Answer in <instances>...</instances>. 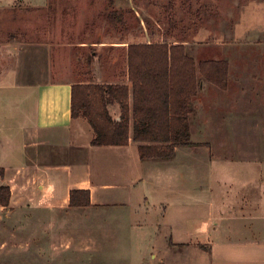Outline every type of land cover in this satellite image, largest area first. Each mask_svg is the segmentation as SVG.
Wrapping results in <instances>:
<instances>
[{
    "label": "rangeland",
    "instance_id": "1",
    "mask_svg": "<svg viewBox=\"0 0 264 264\" xmlns=\"http://www.w3.org/2000/svg\"><path fill=\"white\" fill-rule=\"evenodd\" d=\"M250 1L264 3V0H0V46L9 42L25 47L23 44L36 41V58H24L23 52L29 48L9 51L11 72L0 80V129L14 136L11 150H18L22 142L21 117L29 110L33 88L37 96L43 85L70 79L65 76L70 69L77 81L90 80L95 69L104 74L102 81H114L113 67L117 68L116 73H121L126 63L124 52L114 47L117 42H186L188 53L196 59L210 50L216 51L230 62L235 74L232 83L243 70L248 73L246 83L255 86L247 92L252 103L238 107L239 119L245 123H236L239 119L226 113L235 110L237 104L214 118L213 130L207 134L212 153L195 146L198 144L179 146L175 158L160 160L141 159L137 145L74 152L67 141L69 134L63 135L66 140L60 137L36 150L37 154L48 151L42 157L51 164L70 165L54 170L57 180L69 181V175L73 180L83 176L86 170H80L86 165L80 166L79 161L87 157L91 179L110 187L99 199L110 203L65 210L39 208L35 203L15 208L7 221L11 232L16 233L15 242L8 245L13 250L12 264H36V213L60 211L122 214L128 219L97 222L103 226L87 237L88 248L87 244L75 242L64 252L69 261L61 263L54 257L52 264H225L224 221L220 217L226 213L228 190L229 194L240 193V146L250 139L249 134L264 135V10L259 15L250 13L246 23H241L247 15L244 5ZM111 11L122 13L125 23L112 24L108 18ZM81 43L87 46H79ZM93 51L99 58L96 63L88 61ZM33 70L35 76L28 73ZM197 106L195 102L193 107ZM190 122L191 140L198 143L201 139L195 133L198 116ZM54 190L55 195L61 194V188ZM212 217L214 223L221 225L211 235L192 232L191 222L197 219L203 223ZM55 234L57 231L49 233ZM172 236L184 243H174ZM81 247L84 249L79 250Z\"/></svg>",
    "mask_w": 264,
    "mask_h": 264
},
{
    "label": "crops",
    "instance_id": "2",
    "mask_svg": "<svg viewBox=\"0 0 264 264\" xmlns=\"http://www.w3.org/2000/svg\"><path fill=\"white\" fill-rule=\"evenodd\" d=\"M244 6L247 15L246 18L242 19L241 23H244L243 21L246 23L247 16H250V13L256 12L259 15L264 10V3L261 5L255 1H250ZM146 42L150 43L152 41ZM182 43L186 45V42ZM129 44V42L125 41L114 43L115 48L124 52L126 62L121 73H116L117 68L113 67L114 81H102V75L104 74L99 69H95L92 72L90 80L77 81L76 74L70 69V72L65 74V76L71 77L70 79L64 78L65 80L43 85L38 88L37 96L36 88H33L34 94L28 101L27 106L29 110H26L21 117V133L19 134L22 136V142L18 144V150L9 149L13 147L14 136L9 133H3V130L0 129V167L5 169V176L3 178L0 177V186L8 185L12 190L10 205L8 207L0 205V264H12L10 260L13 250L8 245L10 242H15L16 233L15 231L11 232L7 221L13 216L15 208H23L27 203H35L39 208L45 206L42 208L65 210L70 208V192L72 189H89L91 191V206L110 203L100 200L106 189L110 187L108 184H102L98 181L94 182L91 179L88 171L90 167L87 166L89 161L87 157L79 161V163H82L80 166L85 167L86 165V168H81L80 170H86V174L76 177L78 179L75 180H73L71 175L68 177L69 181L65 178L57 180V177L53 174L54 170L61 169V166L68 168L70 165L51 164L50 161L42 157L49 154L48 151L37 154L36 150H41L40 148L52 141H56L60 137H64V140H66L63 135L67 134H69L67 139L69 147L70 149L74 148V152L85 151L88 153L93 150L91 148H103L102 146L92 145L91 141L94 133L88 120L84 117H72V85L76 82L116 83L128 81L127 48ZM23 45L26 46H17L15 43L7 42L0 46V80L4 79L5 74L9 71L11 72L10 68H8L11 61L9 51L18 49L24 51L29 48L28 52H23L25 54L24 58H36V41ZM96 45L97 43H92V46ZM79 46L85 47L87 44L81 43ZM93 53L95 54L93 61L96 63L99 58L95 51ZM209 59L228 60L212 50L197 60ZM73 60V54L71 53L69 62L72 64ZM28 73L33 76L36 75L34 70L28 71ZM246 75L248 76V73L241 70L240 75H237L235 82L232 83V76H235V74L232 73L230 65L229 84L226 89L206 81L202 82L198 95L193 99V106L195 102H198V106L193 107V111L190 114L191 121L195 115L199 118V127L195 133L200 135L199 138L201 139L196 143L198 145L195 146L205 147L206 152L212 153L211 143L207 138V134L213 130L214 118L221 114L222 111L226 112V109L230 110L237 104L236 111H227L226 113L239 119L241 114L238 111V107L242 108L252 103L247 92L250 89L253 90L255 86L252 84L249 86L250 83H246ZM116 79L119 81H116ZM236 123H245V121L239 119ZM244 136L248 135L243 134ZM249 137L250 139L247 138V142H243L240 146L242 149L240 193L233 195L232 193L229 194L230 191L228 190V196L225 198L226 213L220 217L224 221L225 238L222 242L225 249V264H264V135L257 132L249 134ZM133 145H137V143L133 141L131 132L129 144L120 147L126 148ZM176 155L177 151H175L173 158ZM225 157L232 156L226 155ZM55 188H61L60 195H55ZM108 219L123 220L128 218L122 214L106 215L100 213H72L68 211L36 213V264H41L40 262L44 261H47L45 264H52L54 257H56L57 261L59 259L61 263L66 262L68 258L64 252L69 250L75 242L87 244L85 248H88L89 240H87V237L95 235L94 233L98 232L96 228L103 226V224L97 222ZM196 221L198 223H195ZM220 225L221 223H214V217L203 223H199L195 219L194 223L191 222V230H194L192 232L203 231L204 234L211 235L213 233L212 230L216 231ZM74 228L75 230H73ZM54 231H57L55 236L49 235V233ZM171 240L174 243H184V241H175L173 236ZM185 242L187 243L188 241ZM213 243L215 244V242ZM82 249L84 248L81 247L79 250Z\"/></svg>",
    "mask_w": 264,
    "mask_h": 264
},
{
    "label": "trees",
    "instance_id": "3",
    "mask_svg": "<svg viewBox=\"0 0 264 264\" xmlns=\"http://www.w3.org/2000/svg\"><path fill=\"white\" fill-rule=\"evenodd\" d=\"M112 24H124L122 13L108 14ZM95 54L89 55L93 62ZM128 81L76 82L72 85L73 118L84 117L93 129L94 146L137 143L143 160L171 159L179 146L193 141L190 114L202 82L222 89L229 84L228 60L198 61L183 43L136 42L127 48ZM5 169L0 167V177ZM12 190L0 186V205L8 207ZM70 207L91 206L89 189H72Z\"/></svg>",
    "mask_w": 264,
    "mask_h": 264
}]
</instances>
